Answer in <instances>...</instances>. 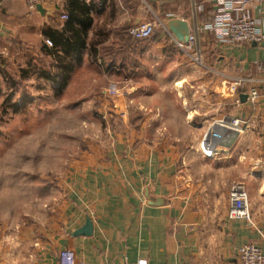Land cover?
Segmentation results:
<instances>
[{
    "label": "crops",
    "instance_id": "0c3cea01",
    "mask_svg": "<svg viewBox=\"0 0 264 264\" xmlns=\"http://www.w3.org/2000/svg\"><path fill=\"white\" fill-rule=\"evenodd\" d=\"M248 10L264 34V0H251ZM170 13L174 17L167 18ZM214 14L212 0H49L39 10L22 0H0V67L4 56L33 60L39 55L52 69L55 62L41 48L45 40L70 32V17L77 29H86V44L79 62L69 55L74 62L67 81L79 66L96 62L106 76L114 68L112 57L127 50L130 71H146L139 62L151 54L156 61L170 58L167 68L173 71L179 56L188 64L186 80L193 71L201 74L199 83L188 85L191 96L181 95L173 80L168 95L165 88L149 94L142 86L135 96L125 92L115 100L93 99L118 113L111 116V144L93 145L88 157L71 167L59 223L35 242L30 237L32 264H58L62 250L84 264H135L139 259L147 264H238V249L250 243L264 253V39L226 45L200 32L198 65L177 52L161 29L146 40L127 34L130 26L156 16L165 25L170 19L185 21L189 35ZM131 41L150 48L128 49ZM124 66L114 69L125 71ZM147 67L161 73L165 65ZM237 77L248 79L247 91L258 90L256 101L243 98L246 93L230 95L227 81ZM194 86L201 96L193 97ZM128 102L141 110L127 111ZM235 119L238 128L230 126ZM243 136L254 144L249 142L248 152L246 144L241 147ZM242 178L252 225L228 217L230 187ZM87 217L91 234L76 235Z\"/></svg>",
    "mask_w": 264,
    "mask_h": 264
},
{
    "label": "rangeland",
    "instance_id": "374dc122",
    "mask_svg": "<svg viewBox=\"0 0 264 264\" xmlns=\"http://www.w3.org/2000/svg\"><path fill=\"white\" fill-rule=\"evenodd\" d=\"M149 45L131 41L127 47L148 50ZM126 53L128 50L112 57L114 68L129 65ZM153 59L151 54L141 58L139 63L145 67L144 72L130 71V65L124 66L125 71L111 66L104 77L100 74L105 68L97 62L79 66L71 75V81L60 87L36 73L20 78L21 70L36 71L39 69L36 67L48 66V60L41 56H34L33 60L24 56L3 57L0 67V264L33 263L30 237L35 242L48 227L59 223L68 193L66 177L71 167L84 161L93 145L111 144L110 133L115 128L111 116L116 117L118 113L114 114L113 106L108 109L94 98L105 96L103 92L110 84L114 85L112 89L118 90L117 97L125 92L135 96L142 86L149 94L165 88L168 95L172 93L171 87L174 88L169 84L173 80L178 82V91H183L181 95L185 92L191 96L188 85L192 81L200 82V72L193 71V78L186 80L188 64L179 56L172 64L174 71L167 68L172 63L170 58ZM132 61L138 62L135 57ZM101 63L104 65L102 59ZM153 63L164 64L163 72L147 67ZM138 77L140 82H136ZM192 89L193 97L202 95L197 87ZM112 97L103 98H117ZM111 104L115 105L113 101ZM126 105L127 111L141 110L131 102ZM249 142L254 145L248 137H242L241 147L247 145L245 152L249 150ZM241 181L243 178L237 182Z\"/></svg>",
    "mask_w": 264,
    "mask_h": 264
},
{
    "label": "built area",
    "instance_id": "2783aa9c",
    "mask_svg": "<svg viewBox=\"0 0 264 264\" xmlns=\"http://www.w3.org/2000/svg\"><path fill=\"white\" fill-rule=\"evenodd\" d=\"M29 9H35L37 5H42L49 0H22ZM215 6V14L211 22L205 23L188 35L185 43L179 42L174 38L171 32L166 28L164 21L158 17H153L150 21H145L130 26L127 34L133 40H146L155 33L156 29H161L174 44L177 52L200 65L201 57L197 48L198 34L200 32L212 33L215 40L220 44L250 43L258 42L264 39L263 32L254 23L250 16L248 6L251 0H212ZM174 17V14H167V18ZM63 19L66 16H62ZM47 46H52L50 40H45ZM194 51V52H193ZM246 78L228 79V91L230 95L237 96L242 93L247 94L250 102L256 101L259 97L258 90L255 87L246 90ZM105 97L114 99L117 97L118 90L108 89L103 92ZM121 116V115H120ZM239 120H231L232 128L239 127ZM210 155V150H204ZM229 209L228 217L231 219H245L252 225L251 214L248 205V194L242 182H234L228 193ZM58 264H84L82 260L75 257V254L69 250H62L58 253ZM104 264H112L105 262ZM121 264H128L123 261ZM135 264H147L144 259H139ZM238 264H264V253L256 245L244 244L238 249Z\"/></svg>",
    "mask_w": 264,
    "mask_h": 264
},
{
    "label": "trees",
    "instance_id": "16d2710c",
    "mask_svg": "<svg viewBox=\"0 0 264 264\" xmlns=\"http://www.w3.org/2000/svg\"><path fill=\"white\" fill-rule=\"evenodd\" d=\"M71 20L72 19L69 17L66 25V28L70 30V32L68 31V34L64 32L66 35L61 34L59 39L51 37L50 42L52 43V46L49 47L44 43L43 47L41 48V51H43L45 55L50 56L55 62V64L52 65L53 67H51L52 71L50 69H46L45 67L34 66L39 69L36 71L29 69L21 70V79L29 78L34 73H36L45 81L58 84L60 87H64L66 85L74 62L69 55L73 54L74 58H72L77 60L76 62H79L81 57L79 56L78 52H80V50L83 49L86 44V29L84 27L77 29ZM60 52H62V54H60Z\"/></svg>",
    "mask_w": 264,
    "mask_h": 264
},
{
    "label": "water",
    "instance_id": "95a60500",
    "mask_svg": "<svg viewBox=\"0 0 264 264\" xmlns=\"http://www.w3.org/2000/svg\"><path fill=\"white\" fill-rule=\"evenodd\" d=\"M36 8L39 10L40 5H37ZM166 26L176 40L182 43H185L187 41L188 25L185 21L177 20V19H170L166 23ZM242 96L245 99L247 98V95H242ZM91 230H92V223H91V220L87 217L84 227L77 230L75 234L88 236L91 234Z\"/></svg>",
    "mask_w": 264,
    "mask_h": 264
}]
</instances>
